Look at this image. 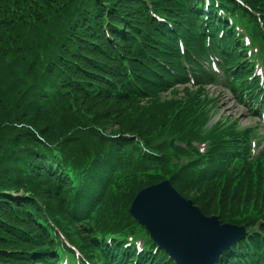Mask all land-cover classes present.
Listing matches in <instances>:
<instances>
[{
    "label": "trees",
    "instance_id": "trees-1",
    "mask_svg": "<svg viewBox=\"0 0 264 264\" xmlns=\"http://www.w3.org/2000/svg\"><path fill=\"white\" fill-rule=\"evenodd\" d=\"M242 1L264 14V0ZM207 16L200 0H0V264H58L52 224L90 256L102 250L106 264H132L136 255L124 242L145 230L129 207L165 179L222 224L254 231L264 222V152L247 162L248 132L220 123L202 164L191 144L216 107L203 87V57L214 50L225 70L238 67L245 84L249 75L233 34L219 47L199 30ZM184 61L198 89L181 96L175 86L188 82ZM233 154L246 164L241 175L229 171ZM261 232L219 264L264 261L255 253ZM110 236L123 245L106 244ZM136 264L174 263L158 251Z\"/></svg>",
    "mask_w": 264,
    "mask_h": 264
},
{
    "label": "water",
    "instance_id": "water-1",
    "mask_svg": "<svg viewBox=\"0 0 264 264\" xmlns=\"http://www.w3.org/2000/svg\"><path fill=\"white\" fill-rule=\"evenodd\" d=\"M131 213L149 227L157 242L180 264H214L244 232L220 226L215 217H205L167 182L142 191Z\"/></svg>",
    "mask_w": 264,
    "mask_h": 264
},
{
    "label": "rangeland",
    "instance_id": "rangeland-1",
    "mask_svg": "<svg viewBox=\"0 0 264 264\" xmlns=\"http://www.w3.org/2000/svg\"><path fill=\"white\" fill-rule=\"evenodd\" d=\"M102 24V22H100ZM91 28H94L95 22H90L89 25ZM90 30V29H88ZM93 32V31H92ZM91 35V34H88ZM210 94L213 97V99L216 100L218 103V110H219V118L220 117H225V118H235L239 120L240 126L243 127L244 129L246 127L254 126L253 124V118L249 115L247 110L237 104L231 94L227 92L224 89L212 86L210 89ZM185 89H181L178 93L179 94H184ZM256 119V118H255ZM261 141H264V138L261 139ZM207 216V215H206ZM213 215L212 217H214Z\"/></svg>",
    "mask_w": 264,
    "mask_h": 264
}]
</instances>
